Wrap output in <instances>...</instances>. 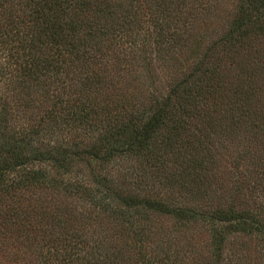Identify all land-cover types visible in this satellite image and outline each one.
<instances>
[{"label": "trees", "instance_id": "trees-1", "mask_svg": "<svg viewBox=\"0 0 264 264\" xmlns=\"http://www.w3.org/2000/svg\"><path fill=\"white\" fill-rule=\"evenodd\" d=\"M0 264H264V0H0Z\"/></svg>", "mask_w": 264, "mask_h": 264}]
</instances>
